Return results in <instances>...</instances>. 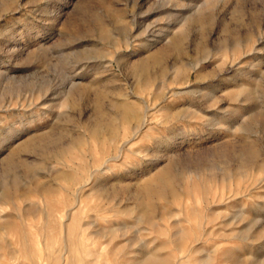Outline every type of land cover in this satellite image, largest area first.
Instances as JSON below:
<instances>
[{"label": "rangeland", "instance_id": "374dc122", "mask_svg": "<svg viewBox=\"0 0 264 264\" xmlns=\"http://www.w3.org/2000/svg\"><path fill=\"white\" fill-rule=\"evenodd\" d=\"M263 259L264 0H0V264Z\"/></svg>", "mask_w": 264, "mask_h": 264}, {"label": "bare ground", "instance_id": "6f19581e", "mask_svg": "<svg viewBox=\"0 0 264 264\" xmlns=\"http://www.w3.org/2000/svg\"><path fill=\"white\" fill-rule=\"evenodd\" d=\"M129 105V104H128ZM114 108H115V111H116V113H117V116H127L128 114H129V111L126 109V107L124 106V105H121V104H116L115 106H114ZM131 109V108H130ZM138 112V111H137ZM136 113V112H135ZM137 116V115H136ZM137 118V117H136ZM102 120V119H101ZM146 117H145V115L142 117V119H141V122H140V124L137 126V129H136V131H134V134H136L138 131H139V129L145 124V122H146ZM101 122L102 121H98V122H96L95 123V125H93L91 128H90V133L92 134V135H94V136H98L103 130L105 131H109V132H111L112 133V129L110 128V127H108V126H102V124H101ZM137 123V122H136ZM127 142H129V141H126L125 143H127ZM122 145H124V144H122ZM121 145V146H122ZM122 148L120 147L119 148V150H121ZM103 169V167H101V168H98V169H96L95 171H101ZM165 171H166V169H165ZM169 174H167V172H163L162 174H159L158 175V180H159V182L162 184L161 186V189L160 190H158V192H155V194L157 195H159V196H161V195H163V194H165V193H169V194H172V192H173V187H172V177L170 176ZM89 178H91V176L89 177ZM175 178V177H174ZM154 193V192H153ZM154 194V195H155ZM155 195V196H156ZM264 260V259H263ZM262 262V261H261ZM262 264H264V261H263V263Z\"/></svg>", "mask_w": 264, "mask_h": 264}]
</instances>
